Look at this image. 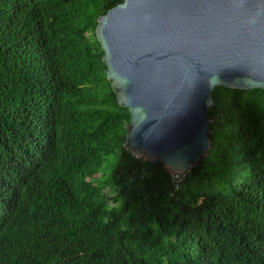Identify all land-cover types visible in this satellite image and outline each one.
Wrapping results in <instances>:
<instances>
[{
  "label": "trees",
  "instance_id": "16d2710c",
  "mask_svg": "<svg viewBox=\"0 0 264 264\" xmlns=\"http://www.w3.org/2000/svg\"><path fill=\"white\" fill-rule=\"evenodd\" d=\"M120 1L0 0V264H264V90H213L175 189L126 145L96 36Z\"/></svg>",
  "mask_w": 264,
  "mask_h": 264
},
{
  "label": "water",
  "instance_id": "95a60500",
  "mask_svg": "<svg viewBox=\"0 0 264 264\" xmlns=\"http://www.w3.org/2000/svg\"><path fill=\"white\" fill-rule=\"evenodd\" d=\"M96 36L128 149L170 174L209 156L216 87L264 90V0H122Z\"/></svg>",
  "mask_w": 264,
  "mask_h": 264
},
{
  "label": "built area",
  "instance_id": "2783aa9c",
  "mask_svg": "<svg viewBox=\"0 0 264 264\" xmlns=\"http://www.w3.org/2000/svg\"><path fill=\"white\" fill-rule=\"evenodd\" d=\"M141 157V155H138ZM173 177V182L175 185V189H179L180 188V183L184 178V175H180V174H172Z\"/></svg>",
  "mask_w": 264,
  "mask_h": 264
},
{
  "label": "clouds",
  "instance_id": "9594fccd",
  "mask_svg": "<svg viewBox=\"0 0 264 264\" xmlns=\"http://www.w3.org/2000/svg\"><path fill=\"white\" fill-rule=\"evenodd\" d=\"M4 231H5V232H8L9 230H8V228H7V227H5V228H4Z\"/></svg>",
  "mask_w": 264,
  "mask_h": 264
}]
</instances>
